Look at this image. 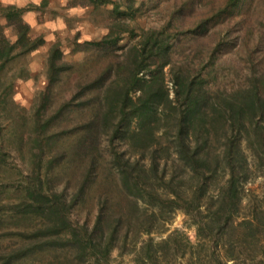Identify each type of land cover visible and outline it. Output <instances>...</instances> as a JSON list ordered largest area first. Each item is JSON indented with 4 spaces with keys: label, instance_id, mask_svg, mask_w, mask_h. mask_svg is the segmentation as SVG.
Segmentation results:
<instances>
[{
    "label": "trees",
    "instance_id": "trees-1",
    "mask_svg": "<svg viewBox=\"0 0 264 264\" xmlns=\"http://www.w3.org/2000/svg\"><path fill=\"white\" fill-rule=\"evenodd\" d=\"M229 4L233 30L214 29L212 15L186 22L182 9L158 28H110L135 39L88 62L69 98L82 104L80 128L55 149L73 191L47 190L51 179L35 169L15 200L0 188V237L40 223L26 240L0 239V264H115L112 250L122 256L128 244L132 264H264V184L257 195L246 188L264 177V28L252 0ZM22 10L5 4L0 13V69L44 42ZM61 60L55 43L37 112L67 67ZM51 117L34 119L37 145ZM2 168L0 159L5 180ZM176 212L196 240L179 230L155 240Z\"/></svg>",
    "mask_w": 264,
    "mask_h": 264
},
{
    "label": "rangeland",
    "instance_id": "rangeland-1",
    "mask_svg": "<svg viewBox=\"0 0 264 264\" xmlns=\"http://www.w3.org/2000/svg\"><path fill=\"white\" fill-rule=\"evenodd\" d=\"M133 3L134 11L128 12L127 0H0V13L5 4H15L23 9V19L31 26L32 33L42 34L44 38L42 45L20 56L15 55L0 69V159L5 168H2V172L8 170L10 173V176L6 172V175L3 174L6 176L5 180L0 179V188L4 189L3 199L15 200L18 191L30 181L29 176L34 169L39 176L51 179L52 184L50 182L47 190L65 189L68 195L73 191L75 181L66 180L58 172L63 165H69L62 158L66 155L59 156L58 152L66 145L64 137L81 125L78 114L82 109L80 99L72 102L69 98L73 95L75 82L88 77V62L97 57V54H105V50H115L116 46L135 39L125 30L108 35L113 25H121L134 32H139L141 28H158L175 10L182 9L186 22L212 15L213 19L220 22L214 29H235L236 17L229 15V0H135ZM251 6V10L255 8L251 16L255 24L260 19V27L264 28V0H252ZM0 21L3 20L0 18ZM5 32L10 38L14 37L8 28ZM55 43L60 45L61 61L64 60L67 67L60 71L58 79L51 84L45 112H37L35 106L41 100L40 92L47 86L48 50ZM51 115L52 120L41 132L44 139L37 145L33 140L37 135L34 119H42L44 122L46 116ZM46 141L49 144L45 145ZM101 154L106 159L104 150H101ZM35 159L36 163L40 161L37 166H33ZM263 184L264 177L258 175L246 184V188L251 194L257 195L262 191ZM93 203L94 201L91 202L92 207ZM92 207L90 218L93 216ZM39 225L38 221L31 220L29 225L10 227L11 231L16 229L19 234L8 233L0 239L26 240ZM163 228L164 233L151 234L155 240L173 230L183 232L192 242L196 240L194 226L181 212H176L170 222L164 223ZM146 237L147 235H143L142 239ZM130 248L133 249L128 244L122 256L114 248L111 254L114 263L132 264V254L128 252Z\"/></svg>",
    "mask_w": 264,
    "mask_h": 264
}]
</instances>
